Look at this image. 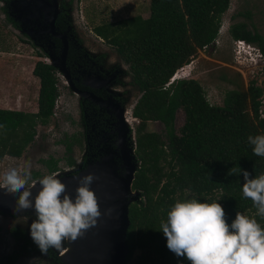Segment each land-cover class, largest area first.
Returning a JSON list of instances; mask_svg holds the SVG:
<instances>
[{"label": "trees", "instance_id": "trees-1", "mask_svg": "<svg viewBox=\"0 0 264 264\" xmlns=\"http://www.w3.org/2000/svg\"><path fill=\"white\" fill-rule=\"evenodd\" d=\"M229 2L149 0L147 18L134 16L93 28L114 48L141 94L132 110L139 121L135 150L139 168L132 191L139 192L143 201L128 207L124 264H134L137 251V264H190L168 250L161 232L171 206L188 200L187 194L202 203L219 202L229 225L239 211L264 227L252 201L243 197V175L229 173L240 167L252 178L264 174V158L256 156L248 142L250 135H264V119L257 112L264 87L252 81L243 89L231 80L236 89L225 92L221 106H213L196 80L169 83L198 51L213 46ZM228 32L233 40L257 46L264 56L263 37L245 23L231 25ZM54 70L41 61L34 65L32 75L39 80L36 113L0 109V155L5 150L18 155L33 141L36 126L49 122L58 97ZM179 109L184 124L177 131L174 121ZM148 122H159L161 132L146 131ZM15 260L16 256H9L0 264Z\"/></svg>", "mask_w": 264, "mask_h": 264}, {"label": "rangeland", "instance_id": "rangeland-1", "mask_svg": "<svg viewBox=\"0 0 264 264\" xmlns=\"http://www.w3.org/2000/svg\"><path fill=\"white\" fill-rule=\"evenodd\" d=\"M13 3L14 8L17 9L13 18L17 19L16 23L18 22L20 26L13 27L9 18L5 21L0 16V109L36 113L39 80L32 75V70L34 65L40 61L48 63L53 58L55 59L53 63L58 62L61 46L57 44L58 48L51 49L48 44H42L47 38L48 21L51 17L52 3L49 0H14ZM71 8L74 15L72 17L63 16L57 29V31L63 32L72 44L69 49L70 61L67 62L69 68L71 69V65H73L85 79L87 74L96 70L95 62L89 53L92 55L104 53L106 62L103 64V71L115 73L121 69L123 74L130 79L131 75L127 66L120 60L114 48L97 37L93 33V28L103 23H115L134 16L147 18L149 0H75ZM238 13L242 15L232 19V16ZM237 23H245L250 30L259 33L264 39V0H230L229 8L221 18V26L213 46L198 51L186 65H191V72L185 75L188 79L184 80H196L203 89L207 101L213 106H221L225 92L236 89V85L229 83L231 80L242 85L243 89L252 81L255 82V86L264 87V82L260 83L258 81L260 77L255 75L256 67H243L235 64L233 54V41L235 40L231 38L228 30L231 25ZM252 46L257 49V46ZM237 75L240 76V79ZM55 77L58 97L49 122L46 125L38 124L36 126L33 141L20 150V155H14L8 150L3 151L0 155V183H2L4 172L9 167L17 166L22 162L39 164L42 160L45 161L49 158L60 162L59 167L57 166L59 171H62V168L66 169L67 166L64 164L66 153L63 154L60 141L66 133L61 129L67 127L68 118L66 116H69V111L73 112V110L71 101L64 97L68 87L65 86L59 69L56 71ZM128 87L126 95L130 108L135 105L140 93L137 88L131 85ZM133 121L132 129H129L128 132L136 130L139 124L137 119L133 118ZM183 124L184 113L179 109L174 121L175 129L178 131ZM161 130L162 125L159 122L147 123L146 131L159 133ZM69 153V158L72 160L73 158L80 160L82 151L79 152L76 149ZM62 154L65 157L61 158ZM114 167L117 175L121 176L122 172L118 164ZM37 171L40 170L35 167L31 169V173H38L40 179L51 174L45 170ZM34 182L32 179L30 185ZM130 199L128 198V200ZM134 199L131 201L132 203L143 201L141 196ZM187 199H193V197L187 194ZM26 216L30 221V224H27L30 229L36 216L29 214ZM16 220L17 217L0 213V258L10 255L18 248V241L9 238V231ZM51 251L59 258L58 252L54 249ZM139 255L140 252L137 251L133 257L134 264L138 263ZM16 264L61 263L60 261L55 262L51 257L42 256L39 259L21 257Z\"/></svg>", "mask_w": 264, "mask_h": 264}, {"label": "clouds", "instance_id": "clouds-1", "mask_svg": "<svg viewBox=\"0 0 264 264\" xmlns=\"http://www.w3.org/2000/svg\"><path fill=\"white\" fill-rule=\"evenodd\" d=\"M248 142L253 153L264 158V135H250ZM229 173L243 175V197L252 201L256 215L264 219V174L252 178L240 167ZM58 177L54 172L30 185L31 163L22 162L9 167L0 183L5 195L17 197L13 212L16 223L26 224L29 218L19 214L34 210L30 236L44 255L50 249L63 255L88 232L99 228L105 215H117L114 207L106 213L101 211L91 188L97 179L94 173L73 177L78 181L74 196ZM37 184L40 191L33 200L32 189ZM161 230L168 250L190 264H264V227L239 211L229 225L219 202L202 203L195 198L177 201L167 212L166 221L161 222Z\"/></svg>", "mask_w": 264, "mask_h": 264}, {"label": "flooded vegetation", "instance_id": "flooded-vegetation-1", "mask_svg": "<svg viewBox=\"0 0 264 264\" xmlns=\"http://www.w3.org/2000/svg\"><path fill=\"white\" fill-rule=\"evenodd\" d=\"M49 1L52 3L51 16L54 11V3H56L55 33L64 36L67 41L64 63L67 76H64L63 71L60 69L59 71L62 74L65 86L68 87L64 97L71 101V109L73 112L69 111L70 117L66 116L68 118L67 127L61 129L66 133L60 140L63 154L66 153V162L64 163L67 166L66 169L62 168L63 170L59 171L57 166L59 167L60 162L58 163L54 161L55 159L49 158L45 161L42 160L39 164L31 163V169L35 167L37 170H40L37 172L45 170L51 174L54 172L59 173L60 176L64 174L73 176L82 171L83 168H86L89 163L114 161L121 168V172L124 173L122 169L123 162L121 150L127 152L128 149H131L136 158V130L128 132V130L132 128L131 126L126 127L123 120L124 116H127L129 111L132 116V110L135 106L128 107L126 93L129 88L128 86L137 87L133 83L132 78L130 77L129 79L127 75L123 74L121 69H118L115 73H112V71L110 73L103 71V64L106 62L104 53L96 55L89 53V56L95 62L96 70L91 74H87L85 79L82 78L79 74V70H76L73 65H71L70 69L68 66L71 57L69 49L70 46L72 47V44L69 38L63 32L57 31V29L63 16L72 17L74 15V11H72L70 7H73L75 0ZM13 2L14 0H0V16H2L5 21L9 18V20H11L10 24H12L13 27H19V23H16V20L13 18L17 11L14 8ZM46 39L42 44H48L51 49L58 48L57 44L61 46L59 50L60 60L64 46L63 42L58 37L50 36L49 34ZM50 60L53 62L55 61L53 58ZM58 62L56 61V64H59ZM114 67L112 69L113 71ZM57 70L58 69L55 68L54 75ZM76 149L79 152L82 151L81 158L80 160H74L75 158H73V161L69 158V152ZM30 151L32 152V149ZM63 154L61 158L65 157ZM50 167L53 168V170H50ZM33 175H36V177L34 178ZM32 179L35 182L38 181L40 179L38 173H32ZM11 215L12 214H8V216ZM12 216L16 217L14 215ZM13 224L14 226L11 227L9 231V238L18 241V248L15 252L6 257L16 256L14 264H16L21 257L39 259L42 256H47L54 259L55 262L59 261V258L53 254L51 249L47 255H44L41 253L38 246L33 243L30 236V229L27 227V224H30L29 220L26 224L16 222ZM26 241L29 244L24 248L23 246ZM6 257L0 259H5Z\"/></svg>", "mask_w": 264, "mask_h": 264}, {"label": "water", "instance_id": "water-1", "mask_svg": "<svg viewBox=\"0 0 264 264\" xmlns=\"http://www.w3.org/2000/svg\"><path fill=\"white\" fill-rule=\"evenodd\" d=\"M53 8V14L48 21L47 33L50 36L58 37L64 46L59 64L53 63L51 60L47 64L60 69L63 71L64 76H67L64 67L67 41L64 36L55 33L56 3H54ZM14 19L17 20L16 18ZM22 32L26 33L24 30ZM27 33L30 34L29 31ZM121 156L122 169L124 170L121 176L117 175L114 161L89 163L77 175H59L58 178L67 185L69 193L74 196L78 181L74 180L73 177L94 173L97 179L91 188L96 193L101 211L106 213L108 208L114 207L117 212L116 217L115 214H113L112 218H108L105 215L100 221L99 228L92 229L84 238L71 245L70 250L63 255L59 253L58 257L61 264H124L128 251L126 246V232L129 226L128 207L132 203L131 201L135 200V197L138 198L140 196V193L132 191L134 174L139 168L138 161L131 149H128L127 152L121 150ZM39 191L40 185L37 184L32 189L33 200ZM128 198L131 199L128 200ZM16 199L17 197L5 195L4 190L0 189V209H3L0 210V213L14 215ZM33 212L34 210H28L19 215H35Z\"/></svg>", "mask_w": 264, "mask_h": 264}, {"label": "built area", "instance_id": "built-area-1", "mask_svg": "<svg viewBox=\"0 0 264 264\" xmlns=\"http://www.w3.org/2000/svg\"><path fill=\"white\" fill-rule=\"evenodd\" d=\"M252 44L245 43L244 41L235 40L233 41V54H234V61L235 64L238 66L248 67L252 66L253 68L256 67L255 75H258L260 78L258 81L264 82V56L260 52V50L257 48L251 47ZM205 49V47H204ZM187 66L184 65L182 68L178 69L176 73L181 72L183 69H185ZM170 79L169 83L174 82V76ZM184 73L181 72V75ZM188 79V78H187ZM178 80H184L176 79ZM260 88H263V86H260ZM259 106H258V115L260 119H264V90L259 98Z\"/></svg>", "mask_w": 264, "mask_h": 264}, {"label": "bare ground", "instance_id": "bare-ground-1", "mask_svg": "<svg viewBox=\"0 0 264 264\" xmlns=\"http://www.w3.org/2000/svg\"><path fill=\"white\" fill-rule=\"evenodd\" d=\"M181 72H183L184 74L181 75ZM181 72H178L176 73V75L174 76V81H176V79H187L188 77L185 76L188 72L190 73L191 72V65L187 66L185 69H183ZM124 120V124L126 125V127H129V126H132V123H133V117L131 116V113L129 111V113L127 114V116H124L123 118ZM3 190V189H1ZM0 210H3V209H0ZM6 212H9L8 210H4ZM33 214H35V212H33Z\"/></svg>", "mask_w": 264, "mask_h": 264}]
</instances>
